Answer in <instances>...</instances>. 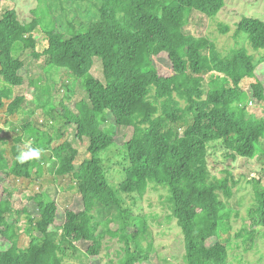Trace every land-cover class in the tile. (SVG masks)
Segmentation results:
<instances>
[{
  "label": "trees",
  "instance_id": "16d2710c",
  "mask_svg": "<svg viewBox=\"0 0 264 264\" xmlns=\"http://www.w3.org/2000/svg\"><path fill=\"white\" fill-rule=\"evenodd\" d=\"M38 1L45 5L40 8L43 19L36 14L27 22L14 9L0 12V237L6 241L0 264H91L88 258L104 250L105 227L112 226L110 220L98 219L100 207L118 210L114 230L107 231L124 245L120 264L148 261L141 243L148 224L130 215L123 198H143L148 181L169 187L173 217L184 237L185 264H230L231 244L222 240L220 227L229 224L236 181L228 170L223 177L212 174L208 148L221 143L232 160L264 157V116L247 112L248 102L264 105V20L244 16L235 24V37L247 35L256 59L245 49L223 54L209 39L185 33L193 13L214 18L227 0H74L93 3L97 17L86 23L69 21L65 30L57 27L46 0ZM220 29L230 30L222 24ZM20 49L35 60L44 58L49 72L63 70L85 82L84 97L75 107L62 102L55 115L64 121L63 127L76 128L75 139L60 130L61 142L52 150L32 133L29 119L21 126L25 137H6L13 126L7 125V113L28 107L24 96L13 98L28 71ZM163 55L172 71L168 76L154 63ZM97 60L101 78L92 74ZM211 73L216 75L208 82ZM246 80L249 85L243 89ZM107 114L116 126L133 129L125 143L129 167L123 170L121 184L109 181L101 158L118 145L115 135L105 130ZM3 143L10 145L4 148ZM29 146L41 150L40 158L18 163V153ZM20 182L40 187L29 198L38 216L23 208L25 232L15 202L24 197L17 192L24 191ZM45 182L56 191L75 193L78 210L62 209ZM253 192L251 224L235 234L240 242L234 246L244 252L256 245L258 235L264 237V187L256 183ZM86 242L83 251L80 243Z\"/></svg>",
  "mask_w": 264,
  "mask_h": 264
},
{
  "label": "rangeland",
  "instance_id": "374dc122",
  "mask_svg": "<svg viewBox=\"0 0 264 264\" xmlns=\"http://www.w3.org/2000/svg\"><path fill=\"white\" fill-rule=\"evenodd\" d=\"M0 12H5L8 9H14L20 13L21 19L27 22L32 21L37 14L43 19L45 15L40 10L45 9V5L40 4L38 0H0ZM46 8L49 14L55 20L59 29H66L69 21L77 20L76 22H90L97 17V9L91 2H78L74 0H46ZM38 10V11H37ZM37 11V13H36ZM244 16L257 17L264 20V0L259 2H251V0H227L226 8L223 9L216 17L209 18L200 13H193L188 19V25L185 28V33L193 35L197 38H206L215 43L216 49L227 54L234 50L245 49L250 54H258L250 47L247 35L235 37V24ZM46 19V18H45ZM48 20V19H46ZM220 24L228 26L230 30L223 33L220 29ZM36 34L41 35V30L37 29ZM41 38L38 42V52L44 51V45ZM20 57L24 59V64L28 69L24 73L25 81L22 87L14 89L13 98L24 96L27 99V108L18 110L15 114H8L9 135L6 137L14 138L20 133L26 136V132H22L21 126L27 124L28 119L33 122L34 127L32 133L39 134L41 141L49 144V149L52 150L61 142L59 132H69L70 140L75 139L76 128L70 126L63 127L64 121L55 116L62 108L61 103L64 102L71 108L75 107L76 102L84 97L85 82L78 80L71 75L64 73L63 70L49 72L46 69L44 58L35 60L29 54V51L20 49ZM155 65L159 72L168 76L171 74V67L166 56H160L154 59ZM92 74L96 78H101L100 61L97 60L92 69ZM209 74L206 80L210 82ZM208 82L206 87H208ZM0 83L2 79L0 78ZM249 81L242 83V88L248 87ZM84 91V92H83ZM247 112L260 118L264 116V105L257 106L253 102L247 103ZM55 116V118H54ZM107 122L104 123L106 131L113 133L117 138V146L113 150L103 152L101 158L108 172V179L113 184H121L125 180L123 170L129 167L125 159V143L128 142L133 135V129L129 127H118L114 123L111 114L105 116ZM4 127V126H3ZM7 129L6 127H4ZM33 135V136H34ZM27 139V137L25 138ZM9 143H3L4 148L9 147ZM26 146V145H23ZM209 150V167L212 174L218 177L225 176V171H231L235 177L234 195L230 201L231 214H229V224L226 227H220V236L225 243H230V264H264V237L258 235L256 245L247 252L242 249H237L235 243H239L240 239L236 238V232L242 227H249V209L254 205V184L264 187V157L262 154L250 161H245L240 158L232 160L227 157L226 150L221 143H216L208 148ZM110 151V152H109ZM84 158V157H82ZM86 158V155H85ZM46 174H51L50 170H46ZM0 176V182H3ZM24 191H17L22 198V201L16 202V211L21 215L18 216L19 226L22 232L26 231V218L23 213V208H27L32 216L37 217L38 212L36 204L29 199L31 191H39L40 187L36 183H19ZM45 189L50 192L53 197L56 196L58 203L62 209L71 207L77 209L80 207L78 198L75 193H66V191H56L54 186L44 183ZM19 187V188H20ZM17 188V187H16ZM114 188V187H113ZM39 189V190H38ZM115 189V188H114ZM118 194L117 189L115 190ZM124 207L130 211L132 217L145 218L148 224L147 233L141 238V243L144 253L149 254V260L141 264H185L184 262V237L181 229L173 217L172 206L170 201L171 192L167 186H159L153 181H148V190L143 198L123 194ZM79 205V207H77ZM60 208V209H61ZM61 209V210H62ZM236 212L238 215H236ZM116 208L105 209L100 207L97 212L98 219L102 222L110 220L112 226L105 227L106 235L102 241L104 250L100 256L90 257L88 261L91 264H120L125 252L123 243L108 233V228H115L114 221L117 220ZM227 218V217H226ZM230 227V229H229ZM133 231V228H131ZM28 235L24 233L23 243L28 242ZM6 242L0 237V249L6 248ZM89 243H80V248L86 251ZM135 248V245H132ZM143 253V254H144ZM240 260H243L240 262Z\"/></svg>",
  "mask_w": 264,
  "mask_h": 264
},
{
  "label": "clouds",
  "instance_id": "9594fccd",
  "mask_svg": "<svg viewBox=\"0 0 264 264\" xmlns=\"http://www.w3.org/2000/svg\"><path fill=\"white\" fill-rule=\"evenodd\" d=\"M41 156V150L38 148L30 147L26 151H20L16 157L17 162L24 164L27 161L39 159Z\"/></svg>",
  "mask_w": 264,
  "mask_h": 264
}]
</instances>
